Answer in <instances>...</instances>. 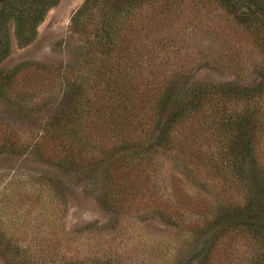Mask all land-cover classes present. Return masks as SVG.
I'll list each match as a JSON object with an SVG mask.
<instances>
[{
	"label": "trees",
	"instance_id": "16d2710c",
	"mask_svg": "<svg viewBox=\"0 0 264 264\" xmlns=\"http://www.w3.org/2000/svg\"><path fill=\"white\" fill-rule=\"evenodd\" d=\"M57 1L0 0V59L10 49L6 23L13 22L16 38L30 41L45 10ZM189 1L193 6L213 3L251 32L261 56L254 66L259 79L250 85L193 81L174 69L147 96L141 90L147 79L138 81L132 72L140 52L136 39L145 29L137 30L135 19L147 26L157 18L150 13L152 6L167 0H103L89 21L94 38L80 66L94 78L78 75L70 81L66 107L58 110L56 127L46 131L56 147L48 158L63 171L73 167L90 179L98 178L90 184L101 191L96 200L103 206L124 216L147 212L169 221L180 228L183 242L189 233L180 221L197 216L195 221L202 224L191 231L194 238L205 235V245L186 264L197 256L200 264H212L220 253L228 254V245L217 247L221 238L243 239L249 248L245 264H264V163L260 159L264 146V0ZM98 2L86 0L74 22ZM161 160L174 161L194 181H198V169L204 167L207 181L209 175L214 187L221 183L219 189L214 188L216 201L209 207L188 204L185 190L176 181L164 198L153 176ZM195 160L196 172L189 167ZM60 183L58 176L50 175L47 185L33 191L16 189L8 200L14 209L28 211L25 206L44 205L42 192H57ZM209 187L206 190L213 191ZM55 196L58 193L47 202L52 203ZM45 221L52 225L53 217ZM48 233L58 236L54 227Z\"/></svg>",
	"mask_w": 264,
	"mask_h": 264
},
{
	"label": "rangeland",
	"instance_id": "374dc122",
	"mask_svg": "<svg viewBox=\"0 0 264 264\" xmlns=\"http://www.w3.org/2000/svg\"><path fill=\"white\" fill-rule=\"evenodd\" d=\"M85 1L58 0L48 7L30 41L16 38L12 21L4 29L10 49L0 59V264H186L194 251L205 245V235L194 238L191 231L202 224L195 221L197 216L180 221L189 233L183 242L180 228L169 221L147 212L124 216L103 206L96 200L101 191L90 184L93 179L73 167L63 171L48 158L53 157L56 147L46 131L56 127L58 110L66 107L70 81L78 75L94 78L80 66L89 40L94 38L89 21L98 14L103 0L85 9L74 22ZM150 13L157 18L147 26L135 19L136 29H145L136 39L140 52L133 67L136 71H132L136 80L147 79L141 89L147 96L174 69L193 81L250 85L259 79L254 66L261 56L254 37L215 4L193 6L189 0H167L152 6ZM260 150L264 163V146ZM193 162L188 165L196 172L198 162ZM198 170V181H194L190 173H181L174 161L161 160L153 175L156 190L167 198L170 185L176 181L185 190L188 204L209 207L217 198L214 188L219 189L221 183L214 187L209 175L207 181L204 167ZM50 175L58 176L61 183L57 192H42L44 205L33 210L25 206L30 212L12 207L8 199L13 191H33L47 185ZM208 187L213 191L206 190ZM54 193L58 197L48 203ZM45 217H53L52 225ZM51 227L57 237L49 235ZM217 244L221 248L228 245L230 250L220 253L212 264L247 262L249 248L243 239L221 238ZM198 258L188 264H200Z\"/></svg>",
	"mask_w": 264,
	"mask_h": 264
}]
</instances>
